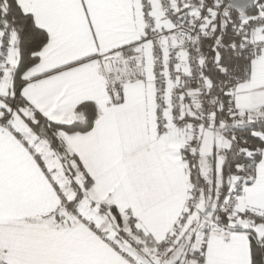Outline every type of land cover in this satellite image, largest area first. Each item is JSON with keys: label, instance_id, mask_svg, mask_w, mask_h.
Listing matches in <instances>:
<instances>
[{"label": "snow or ice", "instance_id": "1", "mask_svg": "<svg viewBox=\"0 0 264 264\" xmlns=\"http://www.w3.org/2000/svg\"><path fill=\"white\" fill-rule=\"evenodd\" d=\"M0 264H264V0H0Z\"/></svg>", "mask_w": 264, "mask_h": 264}]
</instances>
